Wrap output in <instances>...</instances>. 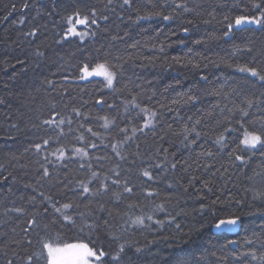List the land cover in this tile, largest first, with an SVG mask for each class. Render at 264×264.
Wrapping results in <instances>:
<instances>
[{
  "label": "trees",
  "instance_id": "trees-1",
  "mask_svg": "<svg viewBox=\"0 0 264 264\" xmlns=\"http://www.w3.org/2000/svg\"><path fill=\"white\" fill-rule=\"evenodd\" d=\"M254 3L264 8V0H0V264H47L45 242L88 243L106 253L102 264H264V145L241 143L246 130L264 138V24L234 25L238 15H262ZM73 15L88 18L77 24L83 39L65 35ZM98 63L115 72L112 88L79 79ZM53 118L64 123H43ZM89 165L100 175L97 194L84 198L76 182L90 179ZM64 203L75 227L51 206ZM232 217L235 233L213 230Z\"/></svg>",
  "mask_w": 264,
  "mask_h": 264
},
{
  "label": "snow or ice",
  "instance_id": "snow-or-ice-1",
  "mask_svg": "<svg viewBox=\"0 0 264 264\" xmlns=\"http://www.w3.org/2000/svg\"><path fill=\"white\" fill-rule=\"evenodd\" d=\"M124 4L128 5L129 4V0H124ZM25 7H27V5H25ZM177 7H180V5H177ZM253 8L260 10L262 15L260 17H252V16H246V15H238L235 17L234 20V25L239 27L241 25L244 24H264V8H262V6L260 4H253ZM187 10V9H186ZM93 15H95V12H93ZM156 15H160V13H156ZM165 20H168L170 17L169 16H164L163 17ZM69 21L72 20V17L70 16ZM225 19L227 20L228 18L225 17ZM76 23L77 24H81V25H85L87 26L88 24V18L84 17L83 19H80L79 16L77 15L76 18ZM92 24L96 23V20L93 19L91 21ZM233 30V24L229 23L228 24V32H231ZM185 31H187V29H185ZM228 32L225 33V35H228ZM67 34H71L74 36H80L81 39H83V33L79 32L76 30L75 27H69L68 28V32ZM66 34V35H67ZM29 35H36V31L34 30L33 32L29 33ZM89 65H85L84 68L82 69L83 75L81 76V79H87L88 77H92V76H97V77H103L104 80L106 81V85L109 88H112L114 86V79H115V72L110 71L108 69V67L106 66V63H98L96 64L94 67H92L91 70H89ZM241 72H250L253 76H256L258 73L256 71L255 68H249V67H241L240 68ZM261 79H264V76L261 77ZM135 100V98H133ZM190 99H193L190 97ZM97 103H101V101H97ZM111 107V106H110ZM134 107H139L138 104H134ZM126 111L128 110L127 108L125 109ZM76 111L77 115H80L78 110H74ZM142 111L147 112V109H142ZM243 111V110H241ZM58 115V114H57ZM152 116H155L156 113H151ZM244 115H247V113H244ZM105 119V127H107L108 124V120L107 117L104 118ZM44 124L47 125H56L57 127H59V124H63L64 121L63 119H61L59 121V124H57L56 120L50 119V120H45L43 122ZM70 123V121H69ZM151 123V121L149 120H145V124L144 127H148L149 124ZM139 131H142V129H136ZM89 132L92 131L91 128L88 129ZM121 131H125L124 129H121ZM187 131V129H186ZM192 131H195V129H192ZM61 135H63V133L61 132ZM93 135H95V133H93ZM197 137L199 136V133H196ZM125 139H129L127 136L125 137ZM185 139H187V137H185ZM224 141V136L221 135L217 141V143H222ZM241 143L247 147L250 148H255L258 144L260 145H264V138H262L261 135L256 134V133H250V132H245V136L244 139L241 141ZM49 144V140H44L43 141V145H48ZM91 147L95 148L96 145L93 144L91 145ZM35 148L36 150L39 152L42 149V145L40 143H36L35 144ZM113 150L115 151L117 148V145H112ZM76 153L81 154L83 156H88V153L81 148H77ZM116 155L119 156L120 153L117 151ZM207 155H211V152L207 153ZM60 158H64V152L61 151L60 152ZM123 159V157H121ZM101 159V158H98ZM236 160H242V157L237 155L236 156ZM155 167H160V165H156ZM173 167H175V165H173ZM81 168H84V165L81 164ZM89 172H90V179H88L87 182H85L84 180H77V186L79 189H81L82 191H80L78 194L81 197L87 198V196L89 195H95L97 193H93L92 187L91 185L93 184L94 181H97L99 179V172L97 171H93L91 168V165L88 166ZM44 176H48L49 172L47 169L44 170ZM116 175L118 176L119 173H116ZM143 175L145 177H148L149 179H152L149 171L145 170L143 171ZM113 183L115 184H119L118 180H114ZM108 191V186L104 183L100 184V188L98 189V192H107ZM133 191L132 188L127 187V185L124 186V192H127L129 194H131ZM148 195H152V193H148ZM113 196L116 200H119L121 198V194L120 193H113ZM46 200H51V197H45ZM54 208V211L58 214H60V216L63 218L64 221H66L68 224H71L73 227H75L76 221L73 219L72 216L67 215L66 212L62 211L63 210H67L69 209L72 205L70 203H64L63 205H61L60 207H56L55 204L51 205ZM17 212H22V209H16ZM48 209L45 208L44 212L47 213ZM82 216L84 214H81ZM147 219L151 220L152 217L148 216ZM55 222V221H53ZM238 222V217H233V218H229V219H221L219 221L216 222L215 224V228L220 230V229H225V230H231V228L233 226H235ZM36 221L33 220H29L28 224L29 226H32L33 224H35ZM105 224H107V221H104ZM133 224H143V218L141 217H137L134 220H132ZM86 227H91V225H84ZM47 227V226H46ZM29 229H24L25 232H27ZM60 234L57 233V238H59ZM43 249H45L47 251V264H102V258L105 257L106 253L100 249H96L95 247H90L88 243H64L62 246L57 245L55 243H48L45 242L43 243ZM121 251H123V248H121ZM137 251H139V249H137ZM42 255V254H41ZM29 261L32 260V257L30 256ZM114 260H118L119 257H113ZM8 264H12L11 261L8 262ZM178 264H187V261L185 260H180L178 262Z\"/></svg>",
  "mask_w": 264,
  "mask_h": 264
},
{
  "label": "rangeland",
  "instance_id": "rangeland-1",
  "mask_svg": "<svg viewBox=\"0 0 264 264\" xmlns=\"http://www.w3.org/2000/svg\"><path fill=\"white\" fill-rule=\"evenodd\" d=\"M79 16V15H78ZM72 17V20L71 21H69V26H68V28L69 27H75L76 28V30L77 31H79V32H81V29L78 27V25H77V23H74V19L75 18H77V15H73V16H71ZM79 18L80 19H83L84 17H81V16H79ZM81 25V24H80ZM68 28H67V31H66V33H65V35L67 34V32H68ZM81 33H83L84 35H83V37H85L86 36V34H87V31H85V32H81ZM68 35H71V34H67V36ZM80 37V36H79ZM81 38V37H80ZM94 67V66H93ZM83 69V68H82ZM92 69V67H89V70H91ZM110 71H112L110 68H108ZM83 75V72H82V70H81V74H80V77H79V79H81V76ZM92 77H97V76H92ZM88 78H90V77H88ZM101 78H103V77H101ZM103 80H104V78H103ZM105 81V80H104ZM106 82V81H105ZM247 131V130H246ZM246 131H244L243 132V135H242V140L244 139V136H245V132ZM247 132H250V131H247ZM250 133H253V132H250ZM243 145V144H242ZM244 147H247V146H245V145H243ZM248 148V147H247ZM250 148V147H249ZM73 243H78V242H73ZM60 246H62V245H60Z\"/></svg>",
  "mask_w": 264,
  "mask_h": 264
},
{
  "label": "water",
  "instance_id": "water-1",
  "mask_svg": "<svg viewBox=\"0 0 264 264\" xmlns=\"http://www.w3.org/2000/svg\"><path fill=\"white\" fill-rule=\"evenodd\" d=\"M229 33H228V35H226V37H229ZM233 218V217H232ZM225 219H229V218H225ZM221 220V219H220ZM238 227H239V221L237 222V224L235 225V226H233L232 228H231V230H225V229H220V230H218V229H216L215 228V225L213 226V230L215 231V232H221V231H224V232H227V233H230V234H233V233H235L237 230H238ZM230 245H235V240H231L230 241Z\"/></svg>",
  "mask_w": 264,
  "mask_h": 264
}]
</instances>
